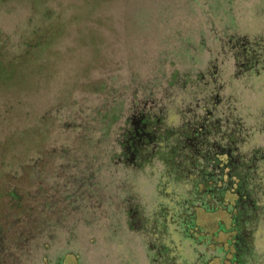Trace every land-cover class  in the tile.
I'll list each match as a JSON object with an SVG mask.
<instances>
[{"label":"rangeland","instance_id":"rangeland-1","mask_svg":"<svg viewBox=\"0 0 264 264\" xmlns=\"http://www.w3.org/2000/svg\"><path fill=\"white\" fill-rule=\"evenodd\" d=\"M0 264H264V0H0Z\"/></svg>","mask_w":264,"mask_h":264},{"label":"trees","instance_id":"trees-1","mask_svg":"<svg viewBox=\"0 0 264 264\" xmlns=\"http://www.w3.org/2000/svg\"><path fill=\"white\" fill-rule=\"evenodd\" d=\"M98 5H99V3H97L96 1H88V4H86L85 2L82 4V5H78L79 7H81V8H83V9H85V10H83V9H81L80 8V11L79 12H77L76 11V14H81V13H83L84 15H85V12H86V8H87V12H86V14H88L89 12V10L90 9H93L94 7H98ZM83 6V7H82ZM86 7V8H85ZM89 16V15H88ZM79 18V16L77 15V16H75V18ZM81 17V16H80ZM90 17L91 16H89L87 19H86V23H87V25H88V21H90ZM87 33V32H86ZM97 37H98V34L94 31L93 32ZM87 35H88V37L90 38V37H92V35H91V32H89V33H87ZM84 39L85 40H87L86 39V37H84ZM94 40H95V38H94ZM96 43H98V42H96ZM43 43H40V45H42ZM39 45V44H38ZM38 45H36L35 47L33 46V47H30V48H28L27 50H26V53H25V55H24V58L25 59H23L24 61L23 62H25V66L26 67H24L23 69H22V71L24 72V74H22V75H24L23 76V78H25V82L26 81H28L29 82V84H33V82H31L35 77V75H32V73L31 72H33V71H37V70H40V69H46L47 67H53L54 65H55V61H54V59H53V57L51 58H49V59H47V57L45 56V57H41V58H39L38 57V59H36L35 57H37L36 55H37V52H38V49L39 48H41L40 46H38ZM96 46H99V45H96ZM33 48V49H32ZM99 48V47H98ZM96 49V48H95ZM36 52V54H34ZM120 58H121V56H120ZM122 59H125L124 57H122ZM130 61H128V59H127V61H126V65L127 66H129L130 65ZM92 65V63H91V61H88V66H91ZM48 71V70H47ZM90 71V69L86 72V73H88ZM132 74V73H131ZM78 78V77H77ZM60 79H62V78H60ZM59 79V82H63V80H65V82H64V84H63V86H62V88H61V90H60V92L61 93H63V92H65V93H63V94H68L71 90H69L68 89V87H70L71 88V86L73 85V78L72 79H69V77H63V79L62 80H60ZM79 79H81V78H79ZM135 80H136V78H135V75L134 76H132V79H131V81H130V84H129V86H130V88L131 89H134L133 91H128L127 89V87H125V89H124V92H127L126 93V97H125V100L127 99L128 100V102L132 105V102H133V100H134V98L136 97V95L137 94H134V92L136 91L135 90ZM70 81V82H69ZM157 81V80H156ZM14 82H15V80H14ZM153 82H155V78H153ZM152 82V83H153ZM67 83H68V87H67ZM82 86H84V87H95V85H98V83H96V82H93V81H90V79L88 80V81H85V83H83V84H81ZM65 86V87H64ZM97 87V86H96ZM50 91V90H49ZM123 92V93H124ZM58 94H59V92H57ZM123 93H122V95H123ZM135 93H137V92H135ZM121 95V96H122ZM145 95V94H144ZM141 96L140 98H142V101L144 102V100L145 101H147V100H149V99H152V96L153 95H151V93L149 94L148 93V95H146V96ZM49 97L50 96H48V97H45V99L44 100H40L39 101V103L41 104V105H46L47 103H48V99H49ZM141 101V100H140ZM121 102V101H120ZM119 104H121V103H119ZM108 113L109 112H107V116H108ZM114 116V115H113ZM49 117H52L51 116V113H50V111L48 110V111H45L44 110V112H41V115H40V118H39V121H42V124L45 126V123H49V120H50V118ZM109 117V116H108ZM53 118V117H52ZM79 118H80V120H82V118H81V116H79ZM89 119V118H88ZM53 122V121H52ZM50 124V123H49ZM90 124V121L88 122V124L87 125H84L83 127H82V129L78 132V134L76 135L77 137H84V139H85V135L83 134V132L87 129V128H90V129H87L88 131H95V132H100V131H102L101 129V126H102V123H101V125H96L95 127H91V125H89ZM49 126V128H47ZM50 127H51V125H47V126H45V130H47V129H50ZM34 129H28L27 130V137L28 138H30L31 140H35V136L34 135H38V133H39V135H42V137L45 139L47 136H48V134L45 132V130H43V131H38V130H34ZM92 133L90 136H92V138L93 139H95V141L96 142H93L92 144H91V141H89V140H91L89 137H87L89 140H86L89 144H91L92 146H94V144H98V142H99V140L97 139V138H99L98 136H97V133ZM60 134H61V132H60ZM74 142V141H73ZM78 143V142H77ZM77 143H73V144H77ZM106 143H108V144H110L111 145V141H110V138H109V140L107 139V140H105V144ZM85 144H86V142H85ZM68 145L69 144H67V143H62V149H65V150H68ZM78 145V144H77ZM81 145V144H80ZM105 146V145H104ZM104 146H102V150L104 149V148H106V147H104ZM77 148V147H76ZM100 149V150H101ZM171 150V149H170ZM108 151H111V150H106L105 149V152H107L108 153ZM47 153V152H46ZM104 154V153H103ZM79 166H81V163L80 164H78ZM84 165V164H83ZM74 167H76V166H74ZM73 167V168H74Z\"/></svg>","mask_w":264,"mask_h":264},{"label":"crops","instance_id":"crops-1","mask_svg":"<svg viewBox=\"0 0 264 264\" xmlns=\"http://www.w3.org/2000/svg\"><path fill=\"white\" fill-rule=\"evenodd\" d=\"M158 10H159V9H158V7H157V13H158ZM158 15H159V13H158Z\"/></svg>","mask_w":264,"mask_h":264}]
</instances>
